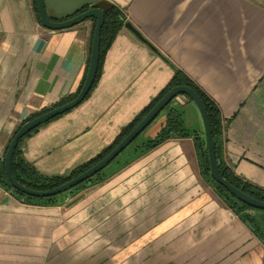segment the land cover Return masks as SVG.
<instances>
[{"label":"crops","instance_id":"0c3cea01","mask_svg":"<svg viewBox=\"0 0 264 264\" xmlns=\"http://www.w3.org/2000/svg\"><path fill=\"white\" fill-rule=\"evenodd\" d=\"M106 1L160 55L121 29L92 95L25 140V159L48 177L87 164L166 89L171 63L231 120L229 168L264 189V0ZM95 29L90 20L52 31L37 20L33 0H0V163L19 125L77 95ZM194 107L187 120L200 128ZM124 171L92 198L59 207L28 204L0 186V264H114L121 258H109L118 252L106 246L131 241L145 245L146 264H264L253 226L201 188L181 142Z\"/></svg>","mask_w":264,"mask_h":264},{"label":"water","instance_id":"95a60500","mask_svg":"<svg viewBox=\"0 0 264 264\" xmlns=\"http://www.w3.org/2000/svg\"><path fill=\"white\" fill-rule=\"evenodd\" d=\"M71 7L67 8L69 11L64 16L55 15L56 19L66 18L65 22H55L49 12L52 11L50 0H37L38 10L40 14V22L46 29L52 31H62L74 28L87 21L95 20L97 22L92 51L90 56L89 68L86 80L80 93L70 102L53 108L52 110L41 114L40 116L25 123L14 136L11 141L8 152L5 157V168L10 185L17 192L35 199H47L66 194L85 182L91 180L96 175L108 168L127 148H129L166 110V108L174 102L179 96H187L196 106L202 120L205 131L208 157L210 163V170L212 178L222 187H224L234 198L238 201L258 211L264 212V203L243 193L241 190L230 184L220 173L219 163L216 156V147L211 128V123L208 117L207 110L201 100L200 96L190 87L180 86L172 89L167 93L159 103L150 111V113L139 123V125L100 163L84 172L80 176L67 182L66 184L49 191H35L31 190L21 183H19L13 175L12 166L13 158L19 142L33 131L47 125L49 122L61 117L68 112L78 108L85 102L91 93L99 71L101 44H102V30L105 24V15L113 9L114 5L106 0H69ZM89 8V9H88ZM88 9V10H86ZM132 32L140 41L150 46L144 37L135 29L130 23L125 26Z\"/></svg>","mask_w":264,"mask_h":264},{"label":"trees","instance_id":"16d2710c","mask_svg":"<svg viewBox=\"0 0 264 264\" xmlns=\"http://www.w3.org/2000/svg\"><path fill=\"white\" fill-rule=\"evenodd\" d=\"M33 9L35 12V16L37 20L40 22V14L38 10V3L37 0H33ZM95 23V28L97 22L95 20H92ZM127 17L126 15L120 10L118 7L114 6L112 10H110L105 15V24L102 30V44H101V57H100V65H99V71L97 75V79L95 82V85L87 97L86 100L89 99V97L92 95L94 90L96 89L102 73H103V67L106 55L110 48L113 45V42L115 41L118 33L121 29L125 28L127 24ZM41 23V22H40ZM94 39V38H93ZM92 44L93 40L91 41L90 48H89V62H90V56L92 51ZM150 47L160 55L158 51H156L151 45ZM170 63V62H169ZM170 65L173 67V70L175 72V75L169 85L166 87V89L157 97L139 116L135 118V120L129 124L127 127H125L121 134L118 136V138L115 140V142L108 148L104 149L100 154H98L95 158L90 160L87 164L77 168L72 173H70L67 176H61V177H48L45 175H42L37 171V169L30 164L24 157V153L22 150L23 144L25 140L31 138L34 134H36L41 128L33 131L32 133L28 134L25 138H23L18 145V148L16 149L14 153L13 158V166L12 171L13 175L16 178V180L21 183L23 186L35 190V191H49L53 190L55 188H58L67 182L73 180L74 178L80 176L84 172L88 171L98 163H100L102 160H104L138 125L139 123L150 113V111L159 103V101L172 89L180 86H187L192 88L201 98L203 101V104L207 110L208 117L211 123V128L213 132L215 147H216V156L219 163V169L221 175L234 187L241 190L246 195L250 196L253 199H256L258 201H261L264 203V189L259 188L248 181H245L244 179L238 177L230 168L228 165L224 163L222 160V145L220 143L222 142L223 134L227 132L229 124H231V120L229 122H226L223 120L221 111L217 104L199 87L197 86L183 71L176 68L174 65L170 63ZM85 82V81H84ZM84 85V83H83ZM82 85V87H83ZM82 87L80 88L77 95L80 93ZM77 95L71 96L67 99H64L59 106L66 104L70 101H72ZM173 103V102H172ZM171 103V104H172ZM170 104V105H171ZM169 105V106H170ZM169 106L166 108V110L169 108ZM165 110V111H166ZM164 111V112H165ZM47 112V111H44ZM182 116V113L180 114ZM180 115L175 110H172L171 114L169 115V121L166 127L162 130L160 133L161 138L159 143L155 142L152 143V148H156L157 146L165 143L166 141L172 139L173 137L178 138L179 136L183 137V135L187 132L188 128L184 124V120L180 119ZM184 115V113H183ZM60 118V117H58ZM56 118V119H58ZM55 119V120H56ZM52 122V121H51ZM50 123V122H49ZM48 123V124H49ZM47 124V125H48ZM46 126V125H45ZM44 127V126H43ZM16 135V133H15ZM14 135V136H15ZM227 141V139H226ZM11 144V143H10ZM9 144V146H10ZM9 146L6 149V153L8 152ZM210 164L208 162V168ZM102 173V172H101ZM99 175V174H98ZM97 175V176H98ZM214 180V179H213ZM215 181V180H214ZM89 182V181H87ZM85 182V183H87ZM84 183V184H85ZM219 189H221L223 192H226L230 194L224 187L220 186L216 181L214 182ZM83 185V184H82ZM0 186L8 191H10L13 195H15L17 198L24 200L28 204H37L41 206H57L59 205V200L56 198H59L60 196L53 197V198H47V199H35L31 197H26L25 195L17 192L12 188V186L9 183L6 168H5V160L0 163ZM81 186V185H80ZM247 206V205H245ZM248 207V206H247ZM249 225L253 226V229L255 230L256 234L259 236V238L264 243V236L261 235L260 229H258V226L256 224H253L252 221L244 219ZM257 229H255V228Z\"/></svg>","mask_w":264,"mask_h":264},{"label":"rangeland","instance_id":"374dc122","mask_svg":"<svg viewBox=\"0 0 264 264\" xmlns=\"http://www.w3.org/2000/svg\"><path fill=\"white\" fill-rule=\"evenodd\" d=\"M128 23L130 22L128 21L127 24ZM188 105H194V104L190 100V98H188L187 96H179L177 99H175L174 102L169 106V108L165 112H163L156 119V121L102 173H100L98 176L96 175L94 178L89 180V182L75 188L74 190L66 194L61 195L59 198H56V200L57 199L59 200L58 202L59 205H57L56 207L64 206L69 201L73 200V198L75 197H85V198L91 197L92 198V196L98 190L97 188L99 185L105 183L107 180H109L113 176H116L118 174L121 175V173L123 174L125 172L124 171L125 169L135 164L138 160L154 152L157 148H159L160 146H163V144L169 141L171 142L177 141L183 144L185 151L187 152L189 156L191 167L194 168L197 174L201 188L204 191L207 190V193L211 197H215L218 201H220L225 207H227L239 219H241L243 223L248 224L244 219L252 221L253 224H256L258 226V229L255 227L254 228L257 230L260 229L259 231L261 235H264V212L245 206L243 203H241L236 198H234L231 194L223 192L214 183L215 181L213 180L211 176L210 166L208 168L209 157H208V150H207V143H206L204 127L200 126V128H197V125L192 124V122L188 121L189 119L187 120L188 116L190 115ZM194 108H196V106ZM50 110H47V112ZM172 110H175L176 112H178L179 115L182 113V116L180 115L179 120L180 119L184 120V124L188 128L187 132L183 135V137L181 136H179L178 138L173 137L172 139L157 146L156 148H152V143H155V142L159 143L160 138H161L160 133L168 124V121L170 118L169 115L171 114ZM44 113L46 112L35 115L31 117L29 120H27L26 122H24L23 124L19 125L16 128L13 135L11 136L9 144L14 139L15 133H17L19 129L25 123H27L28 121ZM189 118L193 119L191 115L189 116ZM227 138L228 136L226 132L223 134L222 142L220 143L223 149L222 160L224 161L226 165H228V162L225 156V151H226L225 147L227 145V141H226ZM86 190L88 192L83 193V191H86ZM131 190L132 192H135V189L133 190V187H131ZM105 249L107 250L108 254H110L112 250H115V251L117 250L118 253L114 255L111 254L112 256H110L109 258H112L113 256L117 258L120 256L121 262L118 259V261L114 264H146V261L144 260L145 245L140 244L139 242L137 243V242L131 241L130 247L122 246L121 248H119L118 246L112 247V246L107 245ZM134 251H137V253ZM108 261H109L108 264H112L111 260H108Z\"/></svg>","mask_w":264,"mask_h":264},{"label":"bare ground","instance_id":"6f19581e","mask_svg":"<svg viewBox=\"0 0 264 264\" xmlns=\"http://www.w3.org/2000/svg\"><path fill=\"white\" fill-rule=\"evenodd\" d=\"M50 6L52 9L51 12L53 13V11L55 12V10H57L59 12V16H62V11H61L62 6H64L65 8L71 7L69 0H50ZM53 15H54V13H53ZM55 15L58 16V14H56V13H55Z\"/></svg>","mask_w":264,"mask_h":264}]
</instances>
